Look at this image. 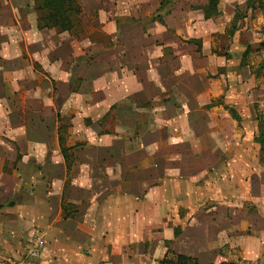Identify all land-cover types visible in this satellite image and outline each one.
Here are the masks:
<instances>
[{
    "label": "rangeland",
    "instance_id": "obj_1",
    "mask_svg": "<svg viewBox=\"0 0 264 264\" xmlns=\"http://www.w3.org/2000/svg\"><path fill=\"white\" fill-rule=\"evenodd\" d=\"M216 1L218 16L205 20L209 0H76V32L26 34L31 43L21 49L19 67L0 53V122L23 123L18 131L39 137L46 129L38 123L58 122L67 151L71 137L80 138L82 127L106 109L103 131H113L115 120L128 130L134 120L153 123L156 113L150 112L157 109L174 123L166 125L170 136L181 134L184 142L162 143L159 127L150 125L149 141L157 143L151 167L180 169L194 182L198 199L214 196L207 204H226L223 194L237 190L230 193L233 203L258 211L253 204H264V148L256 143L255 119L264 118V50L258 49L264 42V0L253 12L246 11L247 0ZM33 15L32 0H0L4 27L18 21L27 29ZM135 108L138 113L129 112ZM165 258L161 264L176 261L169 250Z\"/></svg>",
    "mask_w": 264,
    "mask_h": 264
},
{
    "label": "crops",
    "instance_id": "obj_2",
    "mask_svg": "<svg viewBox=\"0 0 264 264\" xmlns=\"http://www.w3.org/2000/svg\"><path fill=\"white\" fill-rule=\"evenodd\" d=\"M217 3L209 19L218 16ZM36 18L35 12L27 29L18 21L0 23V53L17 67L24 64L21 49L31 43L26 34L55 32L38 31ZM159 24L164 28L165 18ZM107 112L92 117L80 138L71 137L65 158L58 122L38 123L46 129L41 137L18 131L23 123L0 122V264H161L167 250L194 264H264V204H253L259 210L248 213L245 204L233 203L230 193L237 190L223 194L226 204H207L214 197L207 194L198 199L180 169L151 167L157 143L149 141L150 125L159 127L160 142L177 146L184 138L170 136L166 125L173 121L155 109L153 123L134 120L128 130L115 120L113 131H103ZM37 246V254L27 257Z\"/></svg>",
    "mask_w": 264,
    "mask_h": 264
},
{
    "label": "trees",
    "instance_id": "obj_3",
    "mask_svg": "<svg viewBox=\"0 0 264 264\" xmlns=\"http://www.w3.org/2000/svg\"><path fill=\"white\" fill-rule=\"evenodd\" d=\"M34 2V8L36 12V28L38 31L42 30H54L58 34L66 33L71 34L76 32L79 25V16L81 14L80 6L76 0H32ZM212 3V4H211ZM216 0H209L208 5L204 11L205 19H209L216 13ZM260 0H250L247 3L248 10L254 11L261 9ZM160 20V19H159ZM158 20V21H159ZM161 22V20H160ZM230 30V36H233L236 28L235 23L232 24ZM258 49L264 50V42L258 44ZM248 52H245L247 56ZM243 66V65H242ZM231 118L239 124V117L236 115L232 108H227ZM258 124V137L256 143L258 144L260 151L264 148V119L261 115L256 116ZM60 143L61 140L59 139ZM62 144V143H61ZM62 154L65 158V150L62 149ZM162 264H194L193 260L185 257H177L176 261L163 262Z\"/></svg>",
    "mask_w": 264,
    "mask_h": 264
},
{
    "label": "built area",
    "instance_id": "obj_4",
    "mask_svg": "<svg viewBox=\"0 0 264 264\" xmlns=\"http://www.w3.org/2000/svg\"><path fill=\"white\" fill-rule=\"evenodd\" d=\"M38 252V246L33 247L31 250L27 252V257L32 258L34 257ZM8 264H25L23 260H11Z\"/></svg>",
    "mask_w": 264,
    "mask_h": 264
}]
</instances>
